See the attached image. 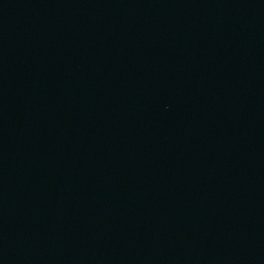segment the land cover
<instances>
[{
  "label": "water",
  "instance_id": "obj_1",
  "mask_svg": "<svg viewBox=\"0 0 264 264\" xmlns=\"http://www.w3.org/2000/svg\"><path fill=\"white\" fill-rule=\"evenodd\" d=\"M77 0H0V45L42 23Z\"/></svg>",
  "mask_w": 264,
  "mask_h": 264
}]
</instances>
